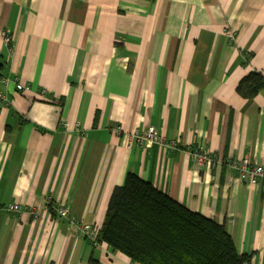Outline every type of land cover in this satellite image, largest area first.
<instances>
[{"label": "crops", "instance_id": "1", "mask_svg": "<svg viewBox=\"0 0 264 264\" xmlns=\"http://www.w3.org/2000/svg\"><path fill=\"white\" fill-rule=\"evenodd\" d=\"M0 63V264H88L93 251L140 264L82 229L99 231L129 172L223 225L244 264H264V184L226 163L264 164V86L252 100L237 91L264 76V0H0ZM149 126L177 148L141 145ZM202 146L215 162L197 165Z\"/></svg>", "mask_w": 264, "mask_h": 264}, {"label": "trees", "instance_id": "2", "mask_svg": "<svg viewBox=\"0 0 264 264\" xmlns=\"http://www.w3.org/2000/svg\"><path fill=\"white\" fill-rule=\"evenodd\" d=\"M247 61V56L241 60ZM263 86L264 76L253 70L240 80L237 91L252 100ZM99 240L140 264H244L249 257L237 251L223 225L191 211L132 172L112 192L93 242ZM88 264H100L94 251Z\"/></svg>", "mask_w": 264, "mask_h": 264}, {"label": "built area", "instance_id": "3", "mask_svg": "<svg viewBox=\"0 0 264 264\" xmlns=\"http://www.w3.org/2000/svg\"><path fill=\"white\" fill-rule=\"evenodd\" d=\"M2 36L5 42L9 45L10 51L12 47L10 46L12 35H10L6 30L2 31ZM2 82L7 84L10 82L8 76L2 77ZM17 89L22 91H28L31 89L30 83L18 81ZM42 95H45V89L40 91ZM0 97L5 99V95L0 93ZM55 101L59 102L58 98H54ZM116 134L122 133V127L118 126L115 129ZM137 141L145 146L161 145L166 148L174 149L178 146V140L168 139L165 135L159 132L154 126H149L143 133L136 135ZM192 156L196 159L198 166H207L217 160V155L214 151H210L207 148L196 147L190 151ZM228 166L234 169L238 173V178L246 183L254 184H264V164L253 162L251 159L246 157H239L237 159L230 158L226 161ZM24 205L18 202H9L5 206V210L10 212H20ZM29 212L32 214L34 219L39 218V209L35 206H27ZM57 211L61 216L67 217L69 214V209L67 206L60 204L56 207ZM83 231L93 240L97 239L98 229L93 227L91 224H83Z\"/></svg>", "mask_w": 264, "mask_h": 264}, {"label": "rangeland", "instance_id": "4", "mask_svg": "<svg viewBox=\"0 0 264 264\" xmlns=\"http://www.w3.org/2000/svg\"><path fill=\"white\" fill-rule=\"evenodd\" d=\"M4 41H5V40H4ZM11 43H12V40H11ZM11 43H10V46L12 47ZM12 49H13V47H12ZM9 51H10V49H9ZM11 51H12V50H11ZM21 82H24V81H21ZM47 95H48V97H49L50 100L55 101V100H54V98H55L54 95H53V94H49L48 91L45 89V96H47ZM4 100H7V98L5 97ZM56 102H57V101H56Z\"/></svg>", "mask_w": 264, "mask_h": 264}]
</instances>
